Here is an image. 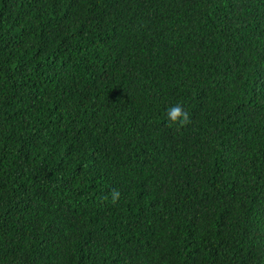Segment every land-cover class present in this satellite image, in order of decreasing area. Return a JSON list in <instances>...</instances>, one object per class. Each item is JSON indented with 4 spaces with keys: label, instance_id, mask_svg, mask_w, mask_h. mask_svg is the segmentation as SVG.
Returning <instances> with one entry per match:
<instances>
[{
    "label": "trees",
    "instance_id": "1",
    "mask_svg": "<svg viewBox=\"0 0 264 264\" xmlns=\"http://www.w3.org/2000/svg\"><path fill=\"white\" fill-rule=\"evenodd\" d=\"M0 264H264V0H0Z\"/></svg>",
    "mask_w": 264,
    "mask_h": 264
},
{
    "label": "clouds",
    "instance_id": "2",
    "mask_svg": "<svg viewBox=\"0 0 264 264\" xmlns=\"http://www.w3.org/2000/svg\"><path fill=\"white\" fill-rule=\"evenodd\" d=\"M167 118L173 125L184 126L190 122L189 113L185 111L180 104L171 106L167 111ZM119 198V192L115 191L113 193L112 199L113 202H116Z\"/></svg>",
    "mask_w": 264,
    "mask_h": 264
}]
</instances>
